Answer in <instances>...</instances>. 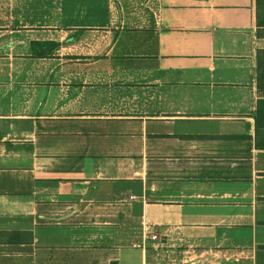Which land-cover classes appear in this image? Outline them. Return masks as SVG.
<instances>
[{
  "label": "crops",
  "instance_id": "obj_1",
  "mask_svg": "<svg viewBox=\"0 0 264 264\" xmlns=\"http://www.w3.org/2000/svg\"><path fill=\"white\" fill-rule=\"evenodd\" d=\"M261 18L0 0V264H264Z\"/></svg>",
  "mask_w": 264,
  "mask_h": 264
},
{
  "label": "trees",
  "instance_id": "obj_2",
  "mask_svg": "<svg viewBox=\"0 0 264 264\" xmlns=\"http://www.w3.org/2000/svg\"><path fill=\"white\" fill-rule=\"evenodd\" d=\"M258 23L260 24H262V25H264V19H259L258 20ZM261 62H262V58H261V60H260V58H259V61H258V67H259V69H260V65H261ZM262 75H264V72L262 73Z\"/></svg>",
  "mask_w": 264,
  "mask_h": 264
},
{
  "label": "built area",
  "instance_id": "obj_3",
  "mask_svg": "<svg viewBox=\"0 0 264 264\" xmlns=\"http://www.w3.org/2000/svg\"><path fill=\"white\" fill-rule=\"evenodd\" d=\"M156 237V235L155 234H153L152 236H151V238H155Z\"/></svg>",
  "mask_w": 264,
  "mask_h": 264
}]
</instances>
